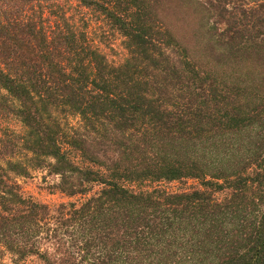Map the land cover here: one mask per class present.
<instances>
[{
  "label": "trees",
  "instance_id": "16d2710c",
  "mask_svg": "<svg viewBox=\"0 0 264 264\" xmlns=\"http://www.w3.org/2000/svg\"><path fill=\"white\" fill-rule=\"evenodd\" d=\"M203 29L237 66L264 43V0H0V247L55 264L39 239L57 221L93 264H264V191H247L264 185V74L225 77ZM116 35L118 64L101 48ZM37 168L68 195L100 189L54 217L18 191ZM182 177L234 191L128 185Z\"/></svg>",
  "mask_w": 264,
  "mask_h": 264
},
{
  "label": "rangeland",
  "instance_id": "374dc122",
  "mask_svg": "<svg viewBox=\"0 0 264 264\" xmlns=\"http://www.w3.org/2000/svg\"><path fill=\"white\" fill-rule=\"evenodd\" d=\"M216 28H218L216 29L217 32L218 30L221 31L224 28V23L220 21ZM200 37L201 55H203V57L204 55H207L208 59L212 63L222 61L224 64L220 66V69L221 71H224L225 77L237 79L238 74H240L242 77L251 71L253 74L252 79H255L256 81L262 80L264 74V63L262 62L264 57V43L257 40L256 36L254 37V41L257 43H252L251 41L249 42L248 46L250 47H247V50H243L242 53L243 59H245V61L243 60V62L237 64V66L236 62L231 59L228 61L220 60L219 51L217 49H211L210 42L208 41V34L206 31H204V29ZM112 39L115 40L112 42L104 40V43L101 44V48L104 50L111 62L118 64L125 58L126 50L123 48L121 44V38H119L118 35L114 36ZM260 58L261 63L259 60ZM256 63L259 66H256ZM232 69H235L238 72L231 73L230 71ZM258 97L260 98L259 102L264 103V94H259ZM68 120L71 125L77 124L78 117L76 115H69ZM14 126L19 128L20 124L15 123ZM77 161H80L78 157ZM257 164L258 163H253L248 167L249 176L252 178L256 176L255 172L261 170V167H258ZM59 179L60 178L58 174H50L46 168H37L32 170L29 176H20L16 180L20 186L18 191L23 196L33 200L36 203L47 205L51 209L49 211L50 215L54 217L60 215L59 208L61 204L69 206L70 203L74 202L76 203V207H78L87 197L91 196L95 193V191H99L100 189V185L94 184L91 185L93 188L89 193L84 195L81 193L68 195L66 192L62 191L58 188V186H56L59 183ZM205 180L203 178L197 177H182L180 179L174 180L163 179L161 181H148L145 183H132L128 185L135 191L156 190L175 193L205 191L210 193L215 201L219 202H225L226 199L231 197L232 191H234L232 187H227V184H224L223 187H219L216 184H205ZM220 183L223 182L220 181ZM249 183V189L247 191H259L260 189V191H264V185L263 188H258L257 181L253 182L250 180ZM67 209H69V207ZM48 225H51V227H56L58 225L59 230L55 232L58 235L55 237V239L49 240V236L46 235V232L42 233L40 235L42 236V239H39V245L43 251H48V256L56 262L55 264H93V260L95 258L91 254H87L86 251H82L83 249H78L82 245L81 242L76 240L80 234L78 229H73L74 226L71 224V226L68 228V231L71 232H67L66 228L62 227L57 221ZM59 238H61V241H58ZM0 264H46V262L34 254L28 256L25 260H17L12 253L3 247H0Z\"/></svg>",
  "mask_w": 264,
  "mask_h": 264
}]
</instances>
